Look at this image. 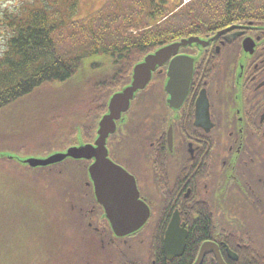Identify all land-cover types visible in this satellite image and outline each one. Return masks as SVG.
Here are the masks:
<instances>
[{
    "label": "flooded vegetation",
    "instance_id": "1",
    "mask_svg": "<svg viewBox=\"0 0 264 264\" xmlns=\"http://www.w3.org/2000/svg\"><path fill=\"white\" fill-rule=\"evenodd\" d=\"M247 39L256 41L252 54L243 49ZM236 46L239 51L233 54ZM180 53L196 57L188 95L175 109L168 104L169 94L161 90L165 95L162 122L160 113L153 111L135 117L137 126L142 118L145 130L141 128V133L147 140L146 150L135 153L140 156L138 161L113 152L137 131V126L123 131L128 117L118 123L117 133L109 139L110 157L134 175L152 216L139 233L124 238L110 234L128 251L106 247L110 254L102 255L103 264L120 253L121 264H195L207 242L211 248L200 264H264V29L239 28L206 47L183 48ZM160 69L167 71L168 65ZM241 70L240 88L235 78L242 77ZM151 91L145 89L144 93H155ZM153 126L157 136L151 142ZM163 147L164 174L157 167L158 151ZM141 160L148 168L138 164ZM175 211L180 222L168 252L165 235ZM203 216L208 220L202 228L206 232L197 233ZM162 233L160 247L156 240ZM189 245H193V253H187ZM141 250L143 254L137 256Z\"/></svg>",
    "mask_w": 264,
    "mask_h": 264
},
{
    "label": "rangeland",
    "instance_id": "2",
    "mask_svg": "<svg viewBox=\"0 0 264 264\" xmlns=\"http://www.w3.org/2000/svg\"><path fill=\"white\" fill-rule=\"evenodd\" d=\"M28 1L0 0V16L16 11ZM108 1L80 0L77 21L92 22ZM181 1L186 2L167 0V7L172 10ZM2 39L0 37V54L5 47ZM62 45L71 48V40ZM237 51L238 46L233 54ZM80 66L76 76L69 81L47 83L0 110L1 154L20 158L46 156L77 144L80 135L87 142L93 141L99 117L105 111V100L124 84L120 78L114 82L111 80L113 71L103 73L110 68L106 56H87ZM162 76L154 79L146 89L155 90L154 94H145L144 90L138 95L141 100L133 103L124 132L136 128L135 117L141 112L153 111L163 116L165 95L161 91L164 90ZM141 120L127 143L121 149L113 150L116 156L138 161L140 156L135 157V153L141 148L146 150L147 140L141 133V128L145 130ZM162 120L163 117L160 122ZM154 131L153 126L152 135L148 138L151 142L157 136ZM158 152L157 167L164 174V147ZM138 164L147 165L144 160ZM158 206H155L156 213ZM102 215L91 186L86 185L84 165L80 162L71 159L55 167L31 169L0 156V264H98L100 260L103 264L99 244L103 248L122 247L125 252L128 247L123 248L120 240L110 236ZM103 236L107 237L106 240ZM105 253L110 254L108 250ZM142 254V250L136 252L137 256ZM121 258L120 253L111 263H104L121 264Z\"/></svg>",
    "mask_w": 264,
    "mask_h": 264
},
{
    "label": "trees",
    "instance_id": "3",
    "mask_svg": "<svg viewBox=\"0 0 264 264\" xmlns=\"http://www.w3.org/2000/svg\"><path fill=\"white\" fill-rule=\"evenodd\" d=\"M79 1L29 0L0 16V110L47 83L69 81L87 56H106L103 73L124 84L134 64L161 46L230 25H264V0H186L172 10L167 0H110L92 22L77 21ZM67 40L71 48L63 47ZM201 220L197 233L206 232Z\"/></svg>",
    "mask_w": 264,
    "mask_h": 264
},
{
    "label": "water",
    "instance_id": "4",
    "mask_svg": "<svg viewBox=\"0 0 264 264\" xmlns=\"http://www.w3.org/2000/svg\"><path fill=\"white\" fill-rule=\"evenodd\" d=\"M234 28L236 27L224 29L215 37ZM210 42L211 40H204L199 36H191L164 45L146 55L142 61L134 66L130 83L109 97L108 112L99 120L94 143H85L80 135L76 145L65 150H56L46 156L20 158L13 155L6 157L5 153H0L1 158L16 160L19 164L22 163L31 169L54 167L71 159L84 162L87 166V185L92 186L93 195L103 208L102 219L105 218L108 221L114 235L126 237L138 232L147 224L152 211L149 204L141 197L134 175L110 157L107 147L108 139L111 134L117 131V121L119 120L120 124L126 121L127 116H123V114L131 108L135 97L153 82L155 72L165 65H168L167 71L160 69L157 74L163 75V89L169 94L168 104L175 109L180 108L188 95L196 60V57L180 53V50L195 45L203 47ZM255 47L256 41L253 39H247L243 42V49L248 50L250 54L253 53ZM241 72L242 77L235 78L240 88L243 85V70ZM200 102L202 104L201 100L197 103L198 111H201ZM171 138L172 131L169 129V143H171ZM179 222L180 216L176 211L165 237V247L168 252ZM180 246L183 247V240H181ZM209 248H211L209 242L203 244L195 264L201 263Z\"/></svg>",
    "mask_w": 264,
    "mask_h": 264
},
{
    "label": "bare ground",
    "instance_id": "5",
    "mask_svg": "<svg viewBox=\"0 0 264 264\" xmlns=\"http://www.w3.org/2000/svg\"><path fill=\"white\" fill-rule=\"evenodd\" d=\"M104 238H103V240H106L105 238H107L106 236H103Z\"/></svg>",
    "mask_w": 264,
    "mask_h": 264
}]
</instances>
